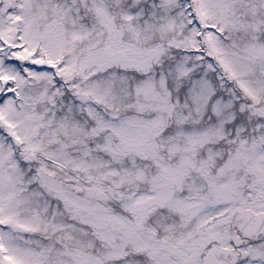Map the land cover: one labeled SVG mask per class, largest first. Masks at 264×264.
I'll return each mask as SVG.
<instances>
[{
  "label": "snow or ice",
  "instance_id": "1",
  "mask_svg": "<svg viewBox=\"0 0 264 264\" xmlns=\"http://www.w3.org/2000/svg\"><path fill=\"white\" fill-rule=\"evenodd\" d=\"M0 264H264V0H0Z\"/></svg>",
  "mask_w": 264,
  "mask_h": 264
}]
</instances>
